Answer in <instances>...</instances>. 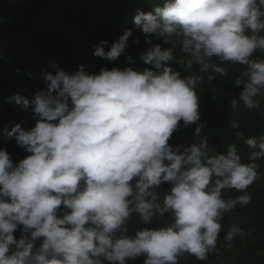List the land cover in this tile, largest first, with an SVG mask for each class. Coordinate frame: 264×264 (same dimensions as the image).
I'll use <instances>...</instances> for the list:
<instances>
[{
    "label": "clouds",
    "instance_id": "obj_1",
    "mask_svg": "<svg viewBox=\"0 0 264 264\" xmlns=\"http://www.w3.org/2000/svg\"><path fill=\"white\" fill-rule=\"evenodd\" d=\"M133 24L149 45L139 59L151 67L42 73L47 91L36 90L31 101L11 98L31 108L36 122L4 130L29 155L14 164L0 149V264H126L141 256L144 264H179L185 255L204 261L217 249L224 215L251 202L247 189L259 178L264 136L244 140L254 149L247 163L235 144L216 155L206 139L172 147L181 123L200 120L195 89L203 76H182L170 64L173 47L161 50L153 39L175 37L186 66L202 74L245 66L234 85L252 111L264 94V59L252 58L264 53V0H161L151 12L138 10ZM131 36L125 30L107 51L101 41L93 54L114 62ZM163 183L171 187L161 200ZM225 190L242 194L225 198ZM133 215L144 225L156 215L170 221L129 234ZM239 233L233 228L225 239Z\"/></svg>",
    "mask_w": 264,
    "mask_h": 264
},
{
    "label": "trees",
    "instance_id": "obj_2",
    "mask_svg": "<svg viewBox=\"0 0 264 264\" xmlns=\"http://www.w3.org/2000/svg\"><path fill=\"white\" fill-rule=\"evenodd\" d=\"M39 0H0V16L21 15L26 10L28 2ZM97 7L93 17L79 23V37L75 44L59 38L51 33L35 30L21 42L22 55L13 61L0 59V149H6L14 164L25 158L28 153L19 147L15 140L4 138V130L14 125H21L26 130L35 125L31 108L23 109L11 98L19 93L29 101L36 90L47 91L42 73H53L64 70L72 74L79 67L88 73H97L101 68L124 69L133 67L142 70L150 65L144 64L139 55L149 47L145 42V35L134 27L133 18L137 11L151 12L154 5L161 0H92ZM60 13L67 21L74 18L67 8H61ZM132 30L125 52L114 62H109L95 56L94 49L101 41L107 51L111 43L116 41L125 30ZM135 41V42H134ZM153 44L159 45L161 50L173 47L174 59L170 62L174 70L182 76L202 75L203 79L197 83L196 92L199 96L200 120L196 125H183L173 133L169 144L172 147L187 148L200 140L208 141L209 155L226 153L229 144H235L242 162L247 163L254 149H250L244 140L264 136V98L258 102V107L252 111L246 109L242 101L238 100L242 87L235 86L245 66L222 64L227 75L198 71L193 64L189 69L186 62L189 57L181 51L178 40L173 37L171 43L165 38L153 39ZM253 59H264V53L257 52ZM216 63H220L218 60ZM208 75H214L209 80ZM237 99L233 105L231 101ZM238 123L237 128L232 122ZM197 126H200V135H195ZM237 133L242 134L239 137ZM259 178L247 189L252 200L247 206L239 204L231 213H226L222 220V231L217 241V249L209 254L208 259L199 261L195 257L185 255L180 258L179 264H264V158L257 160ZM168 183H163L156 191L162 200L170 189ZM242 193L235 190H225V198H235ZM168 215L153 217L150 224L144 225L139 217L133 215L127 224L129 234H133L142 227H161L169 223ZM233 228L240 229V233L226 240V234ZM20 238V231L14 234ZM145 257L126 261V264H144Z\"/></svg>",
    "mask_w": 264,
    "mask_h": 264
},
{
    "label": "rangeland",
    "instance_id": "obj_3",
    "mask_svg": "<svg viewBox=\"0 0 264 264\" xmlns=\"http://www.w3.org/2000/svg\"><path fill=\"white\" fill-rule=\"evenodd\" d=\"M67 8L74 20H65L61 8ZM97 12L92 0H39L28 2L21 15L0 16V59L13 61L22 55L21 40L35 30L51 33L75 44L78 41L79 23L89 21ZM1 80V76H0ZM264 94L257 97L261 102Z\"/></svg>",
    "mask_w": 264,
    "mask_h": 264
}]
</instances>
